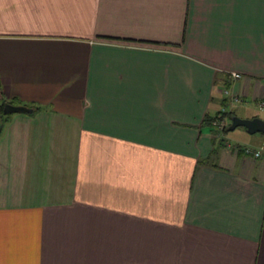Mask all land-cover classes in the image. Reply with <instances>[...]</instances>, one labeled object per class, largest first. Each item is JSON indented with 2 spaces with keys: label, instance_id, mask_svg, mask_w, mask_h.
<instances>
[{
  "label": "crops",
  "instance_id": "crops-1",
  "mask_svg": "<svg viewBox=\"0 0 264 264\" xmlns=\"http://www.w3.org/2000/svg\"><path fill=\"white\" fill-rule=\"evenodd\" d=\"M2 101L0 264H264V0H0Z\"/></svg>",
  "mask_w": 264,
  "mask_h": 264
},
{
  "label": "water",
  "instance_id": "water-1",
  "mask_svg": "<svg viewBox=\"0 0 264 264\" xmlns=\"http://www.w3.org/2000/svg\"><path fill=\"white\" fill-rule=\"evenodd\" d=\"M29 110L30 107L21 104H13L10 102H4L2 104L3 113ZM236 126H243L247 133H264V116L239 117L238 115L232 113L229 117L227 128L228 130H231Z\"/></svg>",
  "mask_w": 264,
  "mask_h": 264
},
{
  "label": "trees",
  "instance_id": "trees-1",
  "mask_svg": "<svg viewBox=\"0 0 264 264\" xmlns=\"http://www.w3.org/2000/svg\"><path fill=\"white\" fill-rule=\"evenodd\" d=\"M4 101L0 102V118L5 117L7 114L2 112V104ZM234 113L232 110H226V109H218L213 114H205L202 117V122H204L207 125L211 126V130L213 132V139H214V145L211 149V152L214 153L217 149L218 145H221L224 143V137L222 134L226 133L228 131L227 125L229 121L230 115ZM228 119L226 123L220 124L221 120ZM238 147L242 148L240 145H237ZM243 150V149H242Z\"/></svg>",
  "mask_w": 264,
  "mask_h": 264
},
{
  "label": "rangeland",
  "instance_id": "rangeland-1",
  "mask_svg": "<svg viewBox=\"0 0 264 264\" xmlns=\"http://www.w3.org/2000/svg\"><path fill=\"white\" fill-rule=\"evenodd\" d=\"M243 109L241 107H236V105L233 108V111L235 114H243ZM247 111V109H246ZM246 113V112H245ZM256 114L260 115V116H264V109L262 111L259 110V108L256 109ZM226 121H228V119L226 118ZM229 123V121H228ZM264 133H260V132H254V134H252V137L258 136L260 137L261 135H263ZM251 134L247 133L245 128L243 126H236L231 130H228L226 132V138L229 141L235 142V141H241L242 137H248Z\"/></svg>",
  "mask_w": 264,
  "mask_h": 264
},
{
  "label": "built area",
  "instance_id": "built-area-1",
  "mask_svg": "<svg viewBox=\"0 0 264 264\" xmlns=\"http://www.w3.org/2000/svg\"><path fill=\"white\" fill-rule=\"evenodd\" d=\"M231 76L235 78L238 76V73L232 72ZM235 99H236V97H233V100H235ZM263 104H264L263 102L259 103L260 106H262ZM222 123H226V122H224V120H221L220 124H222ZM242 149L245 153L250 154L253 157L264 159V145H259L256 147L246 145V146H242Z\"/></svg>",
  "mask_w": 264,
  "mask_h": 264
}]
</instances>
